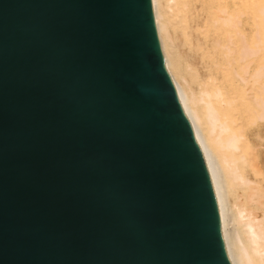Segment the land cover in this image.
Instances as JSON below:
<instances>
[{
  "label": "water",
  "instance_id": "water-1",
  "mask_svg": "<svg viewBox=\"0 0 264 264\" xmlns=\"http://www.w3.org/2000/svg\"><path fill=\"white\" fill-rule=\"evenodd\" d=\"M0 264H229L150 0H0Z\"/></svg>",
  "mask_w": 264,
  "mask_h": 264
},
{
  "label": "bare ground",
  "instance_id": "bare-ground-1",
  "mask_svg": "<svg viewBox=\"0 0 264 264\" xmlns=\"http://www.w3.org/2000/svg\"><path fill=\"white\" fill-rule=\"evenodd\" d=\"M229 264H264V0H150Z\"/></svg>",
  "mask_w": 264,
  "mask_h": 264
}]
</instances>
